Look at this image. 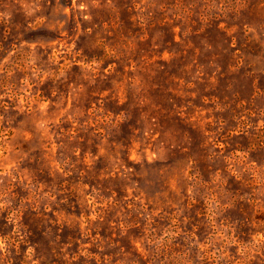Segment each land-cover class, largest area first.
I'll list each match as a JSON object with an SVG mask.
<instances>
[{
	"label": "rangeland",
	"instance_id": "obj_1",
	"mask_svg": "<svg viewBox=\"0 0 264 264\" xmlns=\"http://www.w3.org/2000/svg\"><path fill=\"white\" fill-rule=\"evenodd\" d=\"M0 264H264V0H0Z\"/></svg>",
	"mask_w": 264,
	"mask_h": 264
},
{
	"label": "trees",
	"instance_id": "obj_2",
	"mask_svg": "<svg viewBox=\"0 0 264 264\" xmlns=\"http://www.w3.org/2000/svg\"><path fill=\"white\" fill-rule=\"evenodd\" d=\"M172 1L175 3L176 0H172ZM161 21L163 22V20H160V18H159V21H156V20H155V23L162 24V23H160ZM167 51H168V50H167ZM163 52H164V49L161 51V53H163ZM168 52H169V51H168ZM69 237L72 238V235H71V234H70V235H67V238H69ZM69 243H71V242L69 241Z\"/></svg>",
	"mask_w": 264,
	"mask_h": 264
}]
</instances>
